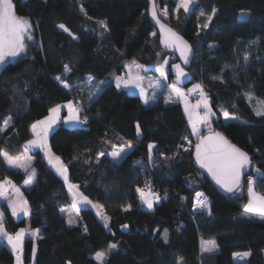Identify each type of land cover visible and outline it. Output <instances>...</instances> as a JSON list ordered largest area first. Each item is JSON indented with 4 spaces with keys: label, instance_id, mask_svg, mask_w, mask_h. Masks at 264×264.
<instances>
[{
    "label": "trees",
    "instance_id": "obj_1",
    "mask_svg": "<svg viewBox=\"0 0 264 264\" xmlns=\"http://www.w3.org/2000/svg\"><path fill=\"white\" fill-rule=\"evenodd\" d=\"M177 1L156 0L161 6L157 13L194 49L190 63L182 64L189 75L183 85L199 83L215 112L202 135L220 131L246 151L252 160L248 174L256 176V190L264 191V179L255 172V168L264 172V115L256 114L264 110L259 103L264 101V0H194L188 13L175 11ZM13 3L18 15L33 21L35 42L28 54L0 69V124L11 117L9 126L0 131V150L20 154L33 136V123L60 103L76 102L87 123L70 127L59 122L49 132L48 144L65 163L69 182L101 205L109 217L105 228L97 214L84 207L79 209L78 223L69 225L61 211L71 203L66 182L48 165L41 149L33 151L35 181L23 189L28 214L15 219L2 205L9 233L27 224L39 229L35 241L25 240L23 262L97 264L94 253L115 243L107 264H264V220L242 217L248 199L246 180L235 194H226L195 166L198 138L191 135L182 102L166 104L165 90L146 105L138 94L116 87L114 79L125 73V65L158 64L174 55L160 46L150 19V0ZM213 8L217 12L209 20ZM242 10L250 15L242 19ZM100 20L106 22L107 30ZM59 23L72 35L61 32ZM176 60L180 62L177 56ZM64 65L72 71L65 73ZM87 76L109 81L91 100L79 92ZM245 93H251V99ZM225 110L238 118L226 121ZM129 141L132 150L114 162L108 155L113 145L127 147ZM150 143L155 145L152 161L148 159ZM100 152L105 155L98 157ZM6 177L21 185L26 175L0 157V179ZM145 180L161 192L153 209L142 207L136 191ZM198 190L205 192L208 208L191 216L192 197ZM128 205L131 208L125 211ZM165 230L167 243L162 238ZM202 240H215L217 250L202 252ZM245 251L251 255L244 261L234 259V253ZM14 260V252L0 240V264Z\"/></svg>",
    "mask_w": 264,
    "mask_h": 264
},
{
    "label": "snow or ice",
    "instance_id": "obj_2",
    "mask_svg": "<svg viewBox=\"0 0 264 264\" xmlns=\"http://www.w3.org/2000/svg\"><path fill=\"white\" fill-rule=\"evenodd\" d=\"M193 0H178L176 10L183 9L185 13L190 12L192 9ZM83 11V8H81ZM217 12L216 8L212 9V15L208 16V19L211 20ZM152 17L156 20L157 24H160L161 29V43L166 47H176L181 52V59L185 64L189 63V55L192 52V48L188 45L187 41L183 40L182 37L178 36L170 28L166 29L164 24H161L159 19H157V12L155 8V0H153L152 8ZM204 13L201 12V15ZM250 13L241 11V18H246ZM99 25L107 30V24L105 21H98ZM59 27L64 31H68L64 24H60ZM207 27V24L204 25ZM156 35V33H152ZM34 36L32 34V24L27 18L18 16L15 11L13 0H0V69H3L10 59H15L21 54H26L28 49V42L33 41ZM159 55V53H157ZM247 60V57H245ZM168 64L167 60H164L157 71L160 72L161 77L167 79V71L165 65ZM128 69L127 78L121 75L115 77L116 87L119 88L123 85L125 88L133 87L139 89L140 99L144 104H149L150 101H155L157 99V90L165 87L161 81L150 82V86L153 88L151 95L146 94V90L142 86L143 77L140 75L141 71L145 70L143 65H134L137 69L135 75H133V65H125ZM172 68L176 73V80L171 84L166 85L167 88L171 89L177 97L183 99L185 104V112L188 115V123L191 127V135L196 136L199 139V143L195 145V159L196 162L200 165L201 168L205 169L215 180V182L224 189L227 193L235 194L238 189L243 187L245 183L243 177L246 175L245 169L249 168L252 164V160L249 154L245 151H242L236 145L229 142L224 138L220 133H214L213 135L204 136L202 135L201 126L208 127L210 126V117L214 115L208 105V99L203 93L201 86L199 84L194 85L193 88L187 90V93L190 94L196 90H200L201 99L197 101L195 105H190L188 102V95L185 93L184 89L179 85L182 82L183 78L187 77L184 69L178 64H173ZM72 69L69 65H64V72H71ZM65 89H70V84L61 78V76L55 77ZM93 77H89V83L93 81ZM105 81H100L99 84L93 86V90L89 91L88 99H93L96 94L100 91L99 85L104 84ZM245 95L251 99V93H245ZM174 101L171 98L165 99V103H172ZM260 104L264 105V101H259ZM68 109V116L64 118V123L66 125L73 124H85L87 123V116H84L81 119V113L83 111L82 107L74 106L72 101H69L66 105ZM203 107V111H200ZM60 110L61 105H56L53 108L49 109V115L43 120H38L31 125L34 139L27 141L25 146V151H28L29 148H39L41 150H46L45 155L49 158V163L53 164L56 168V171L64 178L65 182L68 183L67 176V167L61 161L59 156H54L48 149L47 145V135L50 131L53 130V126L60 121ZM257 115H264V110H257ZM224 119L234 120L237 119L234 114H230L227 110L223 113ZM11 117L5 119L2 124H0V131H4L9 126ZM137 137L138 139L141 136L140 124L136 125ZM187 139V137H185ZM133 148L131 141L127 143V147L113 145V151L108 155L111 156L112 160L119 161L127 155ZM155 148L154 144H148V159L152 161L153 159V149ZM104 152H100L99 156H104ZM0 157L12 167H23L25 172H28V167H25L20 164L21 156L13 157L9 155L7 151L0 150ZM136 163H140L137 161ZM255 172L258 174L259 179H264V172H261L259 168H255ZM35 175V169H31L29 178L25 180V185H30L33 182V177ZM6 185H10L15 193L19 195V199H11L6 196ZM247 187V202L243 205L244 215H248L249 218L257 216L260 219H264V191L256 190V181L251 175L247 176L246 180ZM145 188L147 191H145ZM145 188L137 187L136 191L140 194L141 204L146 206L148 209H152L154 203L159 202L161 199L159 193L152 191V188L148 182L145 183ZM75 190V191H73ZM69 191L73 195V204L72 207L79 211V205L83 203L84 205L92 204L87 196H84L83 193H80L78 186L75 184H69ZM0 197H4L7 200L8 207L11 209L13 216H18L20 213L27 215L28 213V202L24 200L22 194H20V189L12 184L11 180H3L0 182ZM196 200L193 204L194 209H207L208 201L204 197V193L196 192ZM166 198V197H165ZM94 208H100L101 205L93 204ZM131 208V205H128L124 208L125 211H128ZM61 211H64L63 209ZM105 228L108 227V217H103ZM74 221L69 220V224H72ZM4 213L0 212V240H6L7 245L11 247L13 252L16 255V264H23L22 252L24 239L26 235V230L24 228L19 229L14 235L9 234L4 227ZM125 229L128 228V225L123 226ZM87 229H85L86 231ZM39 233V229L33 230L30 235L33 239L36 238ZM163 240L167 243L168 236L167 230L164 231ZM117 248V244L111 243L108 245L107 250L97 251L94 253V259L97 261V264H107V258L113 250ZM218 248L217 242L215 240H202L201 241V251L206 253L215 252ZM33 256H35L36 249L33 247ZM251 255V252L244 253H234V257H248Z\"/></svg>",
    "mask_w": 264,
    "mask_h": 264
},
{
    "label": "rangeland",
    "instance_id": "obj_3",
    "mask_svg": "<svg viewBox=\"0 0 264 264\" xmlns=\"http://www.w3.org/2000/svg\"><path fill=\"white\" fill-rule=\"evenodd\" d=\"M194 1V0H193ZM177 3H178V1H177ZM14 4V3H13ZM156 5H157V9L159 10L160 8H161V6L159 5V3H156ZM192 5H193V3H192ZM192 5H190V8L192 7ZM182 9V8H181ZM183 10V9H182ZM175 11L176 12H178L177 10H176V8H175ZM17 14V13H16ZM18 15V14H17ZM18 16H21V17H24V18H27L29 21H30V23L32 24V34H33V36H34V40L33 41H29L28 42V49H27V52H26V54H28L29 53V47H30V45L32 44V43H34L35 42V34H34V23H33V21L31 20V18L29 17V16H25V15H18ZM26 54H21V56H23V55H26ZM21 56H18V57H16L15 59H17V58H19V57H21ZM10 60H12V59H10ZM164 60H167L168 61V64L167 65H165V69H166V71H167V79L166 80H164L162 77H161V74H160V72L159 71H157V68L161 65V64H163V62H164ZM163 61H161L160 63H158V64H151V65H143L144 67H145V70L144 71H141L140 72V75L143 77V80H142V86L144 87V89L146 90V94H148V95H151V93L153 92V88L150 86V82H153V81H157V80H159V81H161L162 82V84H164L165 85V87H162V88H160V89H158V90H162L163 88H166V90H169L171 93H173L172 91H171V89H169V88H167L166 87V85H168V84H171L173 81H175L176 80V73H175V70L172 68V65L173 64H178V65H180V67H182L183 69H184V71H185V68L183 67V65H182V63H180L179 61H177L176 60V56H174V55H167L166 56V58L164 59ZM131 65H133V75H135V73H136V71H137V69L134 67V65H139V64H131ZM149 69H152V70H154L155 72H156V74L154 73H151V72H149L148 70ZM148 72H147V71ZM146 71V72H145ZM170 72H172V73H170ZM127 73H128V69L126 68V70H125V74L124 75H122V76H124L125 78H127ZM169 73H170V75H169ZM185 73L187 74V77L186 78H183L182 79V82H181V84L179 85L180 87H182L183 89H184V91H185V93H187V90L188 89H190V88H193V86L194 85H197V84H199V83H197V82H193V83H191V84H189V85H187L186 87L183 85L184 83H185V81L189 78V75H188V73L185 71ZM89 77H93V76H87V82L82 86V87H80V90H79V92H80V94L81 95H83V96H88V93H89V91H92L93 90V86L94 85H96V84H99V82L100 81H105L106 83H108L109 81L108 80H105L104 78H95V77H93L94 79H93V81L91 82V83H89ZM168 77H169V80L171 81H168ZM115 80V79H114ZM115 82V81H114ZM62 85V84H61ZM103 85V84H102ZM102 85H99V87L101 88V86ZM200 85V84H199ZM121 87H124L123 85H121ZM125 88V87H124ZM130 93H134V94H138L139 95V89L138 88H133V87H129V88H126ZM78 90V89H77ZM199 90V89H198ZM165 91V90H164ZM193 93L194 92H192V93H190V95H193ZM173 94H175V93H173ZM205 95H207V93H204ZM176 95V94H175ZM181 102H182V106H183V108H185V104H184V101H183V99H181L180 97H177ZM195 99V100H194ZM201 99V97H200V95L199 96H192V97H190V98H188V102H189V104L190 105H192L193 103H197V101L198 100H200ZM209 99V98H208ZM151 102L152 101H150L149 102V104H151ZM63 103H65V102H63ZM73 104H74V106H76L77 107V103L76 102H74L73 101ZM208 105H209V107H210V109H211V111L214 113V115H215V112H214V110H213V108H212V106L210 105V102L208 101ZM201 111H203L204 109H203V107H201V109H200ZM213 116V115H212ZM211 116V117H212ZM211 117H210V119H211ZM223 118H224V115H223ZM211 123V122H210ZM58 124V123H57ZM65 124V123H64ZM66 125V124H65ZM66 126H70V127H72V126H77V124H73V125H66ZM204 126H201V130H202V128H203ZM209 127V126H208ZM190 130H191V127H190ZM48 135H49V133H48ZM48 135H47V145H48V149H50V151H51V153L52 154H54V156H59V155H57L56 153H54L53 152V150L50 148V146H49V144H48ZM194 136V135H193ZM33 137V136H32ZM35 137H33V139H34ZM31 140V139H30ZM27 144V143H26ZM26 144H25V146H26ZM25 146H24V148H23V150H22V152L20 153V154H18V155H11V154H9V155H11V156H13V157H16V156H21L22 157V159L20 160V164L21 165H23V166H25V167H28V169H29V171L28 172H25L24 171V168L23 167H12V166H10L7 162V165L9 166V167H11V168H15V169H19L20 171H22L23 173H25V175H26V178H25V180L26 179H28L29 178V174L31 173V169L32 168H34L35 169V175H34V177H33V182L30 184V185H25V180H24V182L21 184V185H17L16 183H14L10 178H8V177H6V178H3V179H1L0 180V182H2L3 180H11L12 181V184H14L17 188H19L20 189V194H22V196H24L23 194V189L24 188H30V187H32V185L34 184V181H35V177H36V168H35V166H34V161H33V156H32V152L33 151H35V150H37V149H39V148H37V149H34V148H29V150L28 151H25ZM45 151L46 150H41V152H42V154H43V156L45 157V159H46V161H47V163H48V165L50 166V167H52L55 171H56V168L53 166V164H50L49 163V158L45 155ZM61 161L63 162V160L61 159ZM63 164L65 165V163L63 162ZM66 166V165H65ZM57 172V171H56ZM58 173V172H57ZM59 174V173H58ZM60 175V174H59ZM61 176V175H60ZM67 176H68V170H67ZM62 177V176H61ZM63 178V177H62ZM64 179V178H63ZM245 180V179H244ZM243 180V181H244ZM69 184H71V182H69V180H68V183H66V185H67V189H68V193H69V195H70V198H71V203H70V205L68 206V207H66V208H64L63 210L64 211H62L66 216H67V222H68V224H69V220H72V221H74L72 224H69V225H74V224H77L78 223V214H79V211H77V209H75V208H73L72 207V204H73V195H72V192H70L69 191ZM6 187V194L8 193V194H11V195H13L14 196V198L15 199H19V195L17 194V193H15L14 192V190L11 188V186L10 185H6L5 186ZM239 190V189H238ZM73 191H75V190H73ZM81 193V192H80ZM25 199V198H24ZM89 199V198H88ZM26 200V199H25ZM91 202H92V204H88V205H84L83 203H81L80 205H79V209H81V208H84V207H88V208H91L96 214H97V216L100 218V220L104 223V219H103V217H108L106 214H104L103 213V211H102V209H101V207L100 208H94L92 205L93 204H97V205H99L97 202H95V201H93V200H91V199H89ZM155 204V203H154ZM142 205V204H141ZM142 207H146V206H144V205H142ZM154 207V206H153ZM153 209V208H152ZM243 213H244V211H243ZM242 213V217H245V218H249V216L248 215H244ZM24 215H23V213H20V215H18L17 217H14V218H16V219H19V218H21V217H23ZM109 218V217H108ZM252 218H256V219H260L259 217H257V216H253ZM250 219V218H249ZM262 220H264V219H262ZM108 222H109V220H108ZM21 228H24L25 230H26V233L27 232H29V236L30 237H32L31 235H30V233L33 231V230H35V229H38V228H33V227H31L29 224H27L26 226H23V227H20L19 229H21ZM18 229V230H19ZM17 230V231H18ZM16 231V232H17ZM14 235V234H13ZM37 236H39V233L37 234ZM36 236V237H37ZM36 240V239H35ZM34 240V241H35ZM12 250V249H11ZM13 251V250H12ZM246 252V251H245ZM23 253V252H22ZM236 253H241V252H236ZM242 253H244V252H242ZM241 253V254H242ZM14 254H15V259H16V253L14 252ZM234 259L236 260V261H244L245 259H246V257H234Z\"/></svg>",
    "mask_w": 264,
    "mask_h": 264
},
{
    "label": "water",
    "instance_id": "obj_4",
    "mask_svg": "<svg viewBox=\"0 0 264 264\" xmlns=\"http://www.w3.org/2000/svg\"><path fill=\"white\" fill-rule=\"evenodd\" d=\"M152 8H153V0H150V6H149V14H150V19H151V21H152V23L154 24V26L157 28V30H158V33H159V40H160V46L165 50V51H167V52H171V53H173L175 56H177L178 57V59L180 60V62L183 64V65H188L189 63H190V61H191V59H192V57H193V54H194V49H193V47H192V45L188 42V40H186L176 29H174L169 23H167V22H165V21H163L162 19H160V17L158 16V13H157V19H159V21H160V23L161 24H164L165 26H166V29L167 28H170L173 32H175L178 36H180V37H182L183 38V40H185V41H187V43H188V45H190L191 46V48H192V52H191V54L189 55V63H187V64H185L184 63V61L181 59V52H180V50L178 49V48H176V47H166L163 43H161V29H160V24H157L156 23V20H154L153 19V17H152ZM155 8H156V12H157V7H156V0H155ZM60 24H64V23H59L58 25H57V27H58V29L61 31V32H63V33H65V34H68V35H72V32H71V30L66 26V28L68 29V31H64L63 29H61L60 27H59V25ZM214 133H220L224 138H226L229 142H231L227 137H226V135L225 134H223V133H221L220 131H209V132H207V133H205V134H203L204 136H209V135H213ZM200 141H199V139L197 140V142H196V144L197 143H199ZM232 144H234L233 142H231ZM195 144V145H196ZM234 145H236V144H234ZM237 146V145H236ZM238 147V146H237ZM238 148H240V147H238ZM242 151H244L242 148H240ZM246 152V151H245ZM250 156V155H249ZM251 158V157H250ZM194 164H195V166L196 167H198L200 170H202L203 172H205L211 179H212V181H213V183L216 185V187L220 190V191H222V192H224V193H226V194H233V193H227V192H225L224 191V189H222L216 182H215V180L212 178V176L205 170V169H203V168H201L200 167V165L196 162V159H195V146H194ZM252 165V164H251ZM250 168H251V166L249 167V168H247V169H245V172H246V174L249 172V170H250ZM246 176V175H245ZM244 176V177H245ZM243 177V178H244ZM242 178V179H243Z\"/></svg>",
    "mask_w": 264,
    "mask_h": 264
},
{
    "label": "crops",
    "instance_id": "obj_5",
    "mask_svg": "<svg viewBox=\"0 0 264 264\" xmlns=\"http://www.w3.org/2000/svg\"><path fill=\"white\" fill-rule=\"evenodd\" d=\"M125 74V73H124ZM123 74V75H124ZM171 82V81H170ZM164 90H166V88H163L162 90H157V95L159 94V93H161L162 91H164ZM167 91V95H168V98L170 97L171 98V100L172 101H176V100H179L178 98H177V96L175 95V94H173V93H171L169 90H166ZM206 97H207V99H208V96L206 95ZM195 100V99H194ZM70 101H72V100H70ZM208 101L210 102V100L208 99ZM69 102V101H68ZM68 102H65V103H60V104H58V105H61V110H60V113H59V115H60V121L59 122H61V121H64V118L65 117H67L68 116V109H67V107H66V105H67V103ZM73 102V101H72ZM192 105H195V103H193ZM211 105V104H210ZM55 107V106H54ZM53 108V107H52ZM201 111V110H200ZM48 115H49V113H48ZM47 115V116H48ZM46 116V117H47ZM214 116V115H213ZM45 118V117H44ZM44 118H42V119H40V120H43ZM212 118V117H211ZM58 122V123H59ZM55 125H57V124H55ZM54 125V126H55ZM77 125H80V124H77ZM53 126V127H54ZM191 131V130H190ZM33 137H34V135H33ZM33 137L31 138V140L33 139ZM34 149H37V148H34ZM114 150V149H113ZM112 150V151H113ZM111 151V152H112ZM110 152V153H111ZM1 180V179H0ZM65 181V180H64ZM72 184V183H71ZM79 190V189H78ZM79 192H80V190H79ZM6 194V193H5ZM24 195V194H23ZM6 196L8 197V198H11V199H15L14 198V196L13 195H11V194H6ZM23 197V199L25 198L24 196H22ZM20 198V197H19ZM25 200V199H24ZM6 205L7 206V208L9 209V211H10V213H11V209L8 207V204H7V200L6 199H4V197H0V212H3L2 211V205ZM147 208V207H146ZM28 212H29V206H28ZM28 214V213H27ZM11 215H12V213H11ZM20 215V214H19ZM23 215L24 216H26L24 213H23ZM13 216V215H12ZM14 217H17V216H14ZM16 219V218H15ZM4 227H5V224H4ZM5 229H6V227H5ZM19 231V230H18ZM8 232V231H7ZM9 233V232H8ZM16 232H14V233H9V234H15ZM29 232H27L26 233V235H25V239H24V243H25V240H26V238H32V237H30L29 235ZM39 236H37L35 239H37ZM33 239V238H32ZM35 239H33V240H35ZM2 241H4L5 242V244L7 245V241L6 240H2ZM8 246V245H7ZM9 248H11L10 246H8ZM23 248H24V245H23ZM22 255V254H21ZM22 260H23V255H22ZM13 264H16V259L14 260V263ZM23 264H26V263H24L23 262ZM28 264H34L33 263V261L32 262H30V263H28Z\"/></svg>",
    "mask_w": 264,
    "mask_h": 264
},
{
    "label": "built area",
    "instance_id": "obj_6",
    "mask_svg": "<svg viewBox=\"0 0 264 264\" xmlns=\"http://www.w3.org/2000/svg\"><path fill=\"white\" fill-rule=\"evenodd\" d=\"M203 90V93H206V91H205V89H202ZM187 95H188V98H190V97H192V96H199L200 95V90H196V91H194V93H193V95H190V94H188V93H186ZM184 148L186 149V148H188L187 146H184ZM249 175H251V174H246V176L243 178V180L245 179V180H247V176H249ZM252 177H253V179L256 177L255 175H251ZM146 182H148L149 184H150V186H151V188H152V191H154V192H157V193H159V195H161V192H160V190L159 189H156V188H154V187H152V184H151V182L150 181H148V180H145L144 181V184L141 186V188H145V183ZM145 191H147V189L145 188ZM197 192H202V193H204V197H206L207 198V196H206V194H205V192L203 191V190H198ZM196 193V192H195ZM195 193H194V195H193V197H192V201H191V211H190V214H191V216H193V215H195V214H198V213H201V212H203L205 209H194L193 208V204H194V202H195V200H196V197H195ZM207 201H208V198H207Z\"/></svg>",
    "mask_w": 264,
    "mask_h": 264
}]
</instances>
